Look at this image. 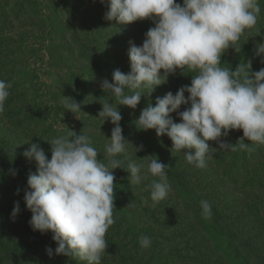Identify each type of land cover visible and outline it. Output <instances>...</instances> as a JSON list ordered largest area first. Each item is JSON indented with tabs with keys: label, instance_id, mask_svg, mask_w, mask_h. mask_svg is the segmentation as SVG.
Returning <instances> with one entry per match:
<instances>
[{
	"label": "rangeland",
	"instance_id": "rangeland-1",
	"mask_svg": "<svg viewBox=\"0 0 264 264\" xmlns=\"http://www.w3.org/2000/svg\"><path fill=\"white\" fill-rule=\"evenodd\" d=\"M258 3L257 23L242 34L236 50L226 51L224 67L234 71L248 61L252 71L264 67V57L255 54L256 45L264 43V0ZM107 10L101 0H0V79L12 85L0 112V264H86L63 255L50 257L46 249L54 252L57 247L52 233L30 227L32 214L24 191L37 164L25 159L23 152L37 143L51 159L47 141L70 130L77 135L83 131L103 151L114 126L98 116L108 96L100 81L111 82L116 69L127 74L130 42L142 45L145 33L154 27L151 20L119 25L105 19ZM41 45L43 62L38 63L31 55ZM191 75L177 70L167 83L143 96L135 110L120 108L123 135L129 142L120 157L124 170L128 159L146 167L148 157L156 156L168 166L171 191L153 206L151 178L131 185L129 173L114 170L115 223L106 233L108 247L101 264H264V145L245 140L248 150L231 152L219 151V144L210 141L218 151L198 168L186 161L182 151L171 150L166 135L157 137L154 130L135 127L149 103L155 105L157 97L190 85ZM63 96L81 103L82 112H66ZM48 104L55 105L61 117L53 128L43 118L41 106ZM171 118L180 122L177 113ZM242 138V130H233L222 140L235 145ZM141 145L143 150L136 152ZM202 200L211 205L209 218L202 215ZM16 201L20 213L13 218ZM112 228L118 229L117 235ZM141 236L151 238L149 248H141ZM16 251L22 252L16 255ZM115 252L128 260L123 262Z\"/></svg>",
	"mask_w": 264,
	"mask_h": 264
},
{
	"label": "clouds",
	"instance_id": "clouds-1",
	"mask_svg": "<svg viewBox=\"0 0 264 264\" xmlns=\"http://www.w3.org/2000/svg\"><path fill=\"white\" fill-rule=\"evenodd\" d=\"M108 5L105 19L119 25L151 20L154 27L145 33L142 45L130 42V71L112 72L111 82L105 78L100 87L107 93L99 118L114 126L106 138L103 151L93 146L89 135L69 131L47 141L51 159L37 143L23 152L28 161L37 164L30 173L24 202L31 212L33 231L51 232L57 244L55 251L46 249L51 257L63 255L86 264H101L108 247L106 233L115 223L116 177L114 170H124L126 141L121 127L120 108L135 110L145 95L167 83L177 70L194 73L191 84L180 87L175 94L157 97L134 121L141 131L154 130L157 137L167 136L172 149L182 151L186 161L198 168L206 166L219 144V151L248 150L242 141L264 145V67L252 71L251 61L241 63L234 71L224 67L222 57L235 49L246 30L253 28L260 13L258 0H101ZM236 50V49H235ZM255 54L264 57V43H258ZM264 63V59L261 60ZM11 83L0 79V112L8 99ZM188 94L186 97L185 94ZM111 101V102H110ZM66 112H82L81 103L63 96ZM185 106L183 111L181 107ZM177 113L180 122L171 117ZM233 130H242L243 137L235 145L224 142ZM142 151L143 146L135 148ZM187 150V151H185ZM103 154V159L98 158ZM147 166L128 159L131 185H140L151 178L150 199L153 206L166 199L171 191L168 166L150 156ZM16 172L13 170V175ZM19 191V190H18ZM147 204V200L145 201ZM202 215L209 218L211 205L200 202ZM116 209V208H115ZM20 213L19 201L14 203L12 217ZM151 238L141 236L139 244L147 249Z\"/></svg>",
	"mask_w": 264,
	"mask_h": 264
},
{
	"label": "trees",
	"instance_id": "trees-1",
	"mask_svg": "<svg viewBox=\"0 0 264 264\" xmlns=\"http://www.w3.org/2000/svg\"><path fill=\"white\" fill-rule=\"evenodd\" d=\"M41 46L42 47L40 49H35L34 53H32V55H31L32 58H36V61L38 63L43 62V58L41 57V51H42L43 45H41ZM41 108L44 110L43 111V118L47 122V125L50 128H53L56 124H58V122H60V119H61L60 113L58 111V114H56L57 110L55 108V105H49V104L48 105H42ZM112 232L114 235H117L118 229L112 228ZM112 245H114V243ZM23 250H25V249H23ZM22 251H19V252L16 251L17 253H15V254L18 255ZM114 255L116 257L120 258V260H122L123 262H126L128 260V259H126V257L124 255H121L118 252H115Z\"/></svg>",
	"mask_w": 264,
	"mask_h": 264
}]
</instances>
